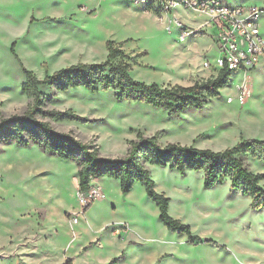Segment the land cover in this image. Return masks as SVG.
<instances>
[{"label": "rangeland", "instance_id": "374dc122", "mask_svg": "<svg viewBox=\"0 0 264 264\" xmlns=\"http://www.w3.org/2000/svg\"><path fill=\"white\" fill-rule=\"evenodd\" d=\"M218 1L264 10V0ZM178 15L188 26L202 22L183 9ZM258 25L264 37V15ZM109 41L125 42L123 51L136 81L171 88L216 78L203 69L205 58L212 63L217 56L209 50L211 39L200 36L181 43L178 30L172 25L168 33L150 7L128 0H0V120L32 106L21 91L22 68L42 80L78 63H100ZM242 86L248 93L241 99ZM41 90L50 99L45 110L70 111L83 119L46 122L98 148L105 158L125 157L138 134L155 137L163 147L180 144L216 152L242 140L264 141V61L248 75L231 76L203 109L178 116L118 102L113 91ZM243 160L254 174H264L263 162L249 156ZM148 169L156 192L170 199L169 215L189 226L199 240L168 231L141 183L124 195L119 182L107 176L99 181L104 198L71 226V215L80 212L75 163L37 147H5L0 154V264L23 263L17 254L24 247L31 251L32 245L44 254L42 264H60L62 259V264H264V210L252 209L241 189H232L228 179L204 189L201 172ZM260 184L264 187V180ZM40 230L39 244L21 239L24 232L39 235ZM20 239L25 246L12 248Z\"/></svg>", "mask_w": 264, "mask_h": 264}, {"label": "trees", "instance_id": "16d2710c", "mask_svg": "<svg viewBox=\"0 0 264 264\" xmlns=\"http://www.w3.org/2000/svg\"><path fill=\"white\" fill-rule=\"evenodd\" d=\"M124 44L109 41L104 61L78 63L45 75L42 80L22 68L25 79L21 91L32 99V106L22 115L0 120V154L7 146L37 147L51 157L72 161L77 167L78 187L82 192L88 190L91 178L104 176L118 181L124 195L141 183L147 197L158 208L160 223L172 233L187 236L191 242L199 239L192 236L189 226L169 215L170 199L156 192L148 166L168 167L180 175L201 172L204 189H212L228 179L232 189H241L250 197L252 209L264 210V187L260 184L264 174H254L243 160L249 156L264 163V141L242 140L233 148L216 152L180 144L163 147L155 137L138 134L129 143L125 157L113 159L101 157L98 148L79 141L71 133L56 131L46 122H82L83 119L70 111L45 110V103L50 99L45 97L42 88L54 94L78 88L92 94L113 91L118 102L144 104L178 116L188 110L203 109L227 87L231 77L223 70L216 78L191 87L162 88L139 82L130 75L131 65L123 51Z\"/></svg>", "mask_w": 264, "mask_h": 264}, {"label": "built area", "instance_id": "2783aa9c", "mask_svg": "<svg viewBox=\"0 0 264 264\" xmlns=\"http://www.w3.org/2000/svg\"><path fill=\"white\" fill-rule=\"evenodd\" d=\"M133 5L150 7L157 20L168 33L172 25L179 32V41L185 43L208 30H213L210 36L212 44L209 50H215L217 56L211 63L205 58L203 69L213 72L216 76L226 70L231 76L248 75L264 61V37L259 30V20L264 10L256 7H231L218 0H128ZM183 9L187 14L201 19L194 26H188L179 18L178 11ZM241 99L247 95L248 89H239ZM231 103V99L228 100ZM80 212L72 214L69 219L71 226L77 223L78 217L95 202L104 198L98 178H91L87 191L77 192Z\"/></svg>", "mask_w": 264, "mask_h": 264}, {"label": "crops", "instance_id": "0c3cea01", "mask_svg": "<svg viewBox=\"0 0 264 264\" xmlns=\"http://www.w3.org/2000/svg\"><path fill=\"white\" fill-rule=\"evenodd\" d=\"M193 26V25H192ZM200 36H202V38L204 39H211V37L208 35V33H204L202 35H199L197 36V38H199ZM101 180V178L99 179V181ZM136 185V184H135ZM76 186L78 187V180L76 182ZM68 210V209H67ZM40 234H36V232H24L21 239L22 240H25V239H28V240H31L34 244H39L40 243V235L41 233H43L42 230L39 231ZM19 240L18 244L12 246V248H23L25 245H21L20 241L22 240ZM26 249H29L28 247H24L23 250H20L17 254L18 258H22L23 260V263H19V264H42L44 261H45V256L42 252H37V247L32 245V250L31 251H27ZM62 261L63 259L61 260V262H59L60 264H62ZM16 264V262L14 263Z\"/></svg>", "mask_w": 264, "mask_h": 264}]
</instances>
